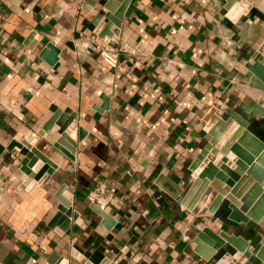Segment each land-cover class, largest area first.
<instances>
[{
	"label": "crops",
	"instance_id": "crops-1",
	"mask_svg": "<svg viewBox=\"0 0 264 264\" xmlns=\"http://www.w3.org/2000/svg\"><path fill=\"white\" fill-rule=\"evenodd\" d=\"M0 17V264H214L203 227L259 238L225 200L197 216L162 187H190L212 107L264 141L238 89L264 59V0H0Z\"/></svg>",
	"mask_w": 264,
	"mask_h": 264
},
{
	"label": "water",
	"instance_id": "water-1",
	"mask_svg": "<svg viewBox=\"0 0 264 264\" xmlns=\"http://www.w3.org/2000/svg\"><path fill=\"white\" fill-rule=\"evenodd\" d=\"M120 1L122 7L127 2ZM115 22L118 23V20ZM263 62L264 59L259 57L253 63H247L245 67L251 75L247 82L238 85V89L248 98L246 105L241 104L240 107L261 116L264 115ZM228 114L229 117L224 119L212 107L203 116L204 130L209 134L208 145L190 166L194 180L184 196L180 195L179 188L173 189V192L166 186L162 188L194 215L214 213L225 200L229 220L237 223L250 220L262 228L259 238L245 240L225 230L214 232L203 227L193 239L196 254L210 260L222 250L223 254L214 264H264V141L246 129L248 123L239 114ZM233 121L237 122L236 128ZM27 157H31V153ZM215 158L217 161L214 165L212 162ZM47 169L42 168L37 179ZM51 172V169L47 171ZM201 190V196L196 199L195 193L199 194ZM59 209L70 215L69 210L63 207Z\"/></svg>",
	"mask_w": 264,
	"mask_h": 264
},
{
	"label": "built area",
	"instance_id": "built-area-1",
	"mask_svg": "<svg viewBox=\"0 0 264 264\" xmlns=\"http://www.w3.org/2000/svg\"><path fill=\"white\" fill-rule=\"evenodd\" d=\"M3 19L0 17V30L3 27ZM86 38L89 40L90 46H93L94 49L99 51V54L110 63L109 56L112 54L110 50H107L104 48V46L99 44V37L97 35V32L92 31L89 35L86 36ZM104 188L101 185H98L94 189V202H100L102 199Z\"/></svg>",
	"mask_w": 264,
	"mask_h": 264
}]
</instances>
